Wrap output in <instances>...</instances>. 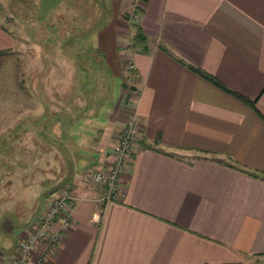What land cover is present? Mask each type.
<instances>
[{
	"label": "crops",
	"instance_id": "1",
	"mask_svg": "<svg viewBox=\"0 0 264 264\" xmlns=\"http://www.w3.org/2000/svg\"><path fill=\"white\" fill-rule=\"evenodd\" d=\"M47 3L60 16L55 0ZM104 4L108 25L88 53L101 86L82 110L77 93V117L62 101L75 82L69 65L61 72L53 61L35 79L39 87L14 88L24 79L0 21V102L15 91L33 101L18 114L0 111V204L20 187L41 197L36 214L16 226L0 205V224L11 223L7 232L0 226V264L60 187L70 196V225L53 243L46 231L25 264H264V0ZM132 23L144 48L132 46ZM130 115L139 136L107 198L89 174L112 164Z\"/></svg>",
	"mask_w": 264,
	"mask_h": 264
},
{
	"label": "rangeland",
	"instance_id": "2",
	"mask_svg": "<svg viewBox=\"0 0 264 264\" xmlns=\"http://www.w3.org/2000/svg\"><path fill=\"white\" fill-rule=\"evenodd\" d=\"M55 3H57L56 12L60 10L58 13L60 16H54V12L47 6V0H0V21L14 37L12 41L16 52L11 57L12 65L14 59L18 58L14 71L19 77L22 75L24 79L23 85H14V88L22 87V92H27L30 87L33 89L39 87L35 79L41 72L47 71L53 61L58 60L56 63L61 72L69 65L71 79H75V82L73 81L70 90L67 87V90L63 91L62 101L68 109L75 111L74 117H77L79 116L76 107L77 93L82 110L91 93L98 88V85L101 86L99 72L93 67L92 55L88 53L94 49V38L100 32L101 27L108 25L110 16L107 15V17L103 11L104 0H55ZM67 71L65 70L66 73ZM1 77H4V72ZM77 81L78 88L76 89L74 84ZM14 96L12 99L15 101L6 97V101L2 99L0 111L5 109L18 114L16 110H23L25 107L22 104L33 102L20 96L16 91ZM36 110H38L37 107L33 108V111ZM60 117L58 120L61 122ZM69 117V112L62 114V119L66 120V132H68ZM24 118L22 115L18 122ZM12 119L16 118L12 117ZM84 130L83 125H76L73 129L76 135H79V131L84 135ZM59 133L62 134L60 131ZM26 191L28 190L20 187L10 191L9 194L7 192L9 197H6V200L0 204L2 207L8 206L12 211L14 224L20 223L22 219L24 221L32 218L37 211L41 197L37 193L31 195ZM9 224L2 223L0 226L7 232L10 231L7 229ZM12 231L15 233L16 230Z\"/></svg>",
	"mask_w": 264,
	"mask_h": 264
},
{
	"label": "built area",
	"instance_id": "3",
	"mask_svg": "<svg viewBox=\"0 0 264 264\" xmlns=\"http://www.w3.org/2000/svg\"><path fill=\"white\" fill-rule=\"evenodd\" d=\"M132 1L137 2L138 0ZM138 136L136 120L130 115L120 133L114 138L115 148L112 164L107 168H96L89 174L91 182L106 185L107 198L115 195L120 183V175L126 169ZM69 201L70 196L65 188H58L57 191L45 195L37 221L16 243V252L6 257L3 261L4 264H25L36 242L40 239H46V231L51 232L50 242H56L61 235L60 233L70 225Z\"/></svg>",
	"mask_w": 264,
	"mask_h": 264
},
{
	"label": "trees",
	"instance_id": "4",
	"mask_svg": "<svg viewBox=\"0 0 264 264\" xmlns=\"http://www.w3.org/2000/svg\"><path fill=\"white\" fill-rule=\"evenodd\" d=\"M132 28L134 29V34H133V36L131 38L132 46H141L142 48H144L145 47L146 40H145V37L142 35L140 28L135 23H132ZM190 69L193 70L194 72H196L199 76H202L204 79L206 78L209 82H211L217 88L219 87V88L224 89L229 94H233L236 98H238V99H240L242 101H245L250 106H252V104L247 99H243L239 95H237L236 93H234L233 91H229L228 89L224 88L219 82H217L211 76H208L207 74H203L201 71H199L196 68H193L192 67ZM249 174L252 175V176H254V177H258V175H256L253 172H250Z\"/></svg>",
	"mask_w": 264,
	"mask_h": 264
}]
</instances>
